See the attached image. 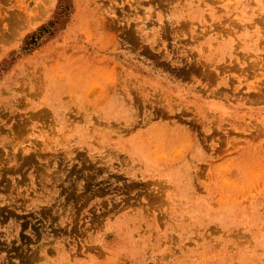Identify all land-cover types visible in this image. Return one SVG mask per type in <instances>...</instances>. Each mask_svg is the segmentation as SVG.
<instances>
[{
  "label": "rangeland",
  "instance_id": "obj_1",
  "mask_svg": "<svg viewBox=\"0 0 264 264\" xmlns=\"http://www.w3.org/2000/svg\"><path fill=\"white\" fill-rule=\"evenodd\" d=\"M0 264H264V0H0Z\"/></svg>",
  "mask_w": 264,
  "mask_h": 264
}]
</instances>
